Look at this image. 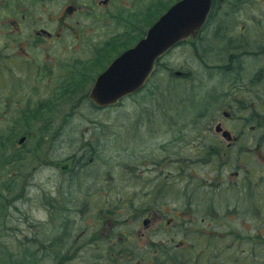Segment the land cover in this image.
<instances>
[{
  "label": "rangeland",
  "instance_id": "1",
  "mask_svg": "<svg viewBox=\"0 0 264 264\" xmlns=\"http://www.w3.org/2000/svg\"><path fill=\"white\" fill-rule=\"evenodd\" d=\"M163 1L166 4L161 7ZM175 1L177 0H128V3L134 4L131 12L127 13V19H130L131 15L134 17L132 21L128 20L122 24L114 23L109 26L102 24V26H98L99 28L96 26L85 27L84 29L77 28L78 30L74 28L82 37L79 41L74 38L72 29H66L64 33L67 39L63 44L46 43L45 47H26L29 60L22 55L20 58L19 55L11 58L16 60L14 64L17 67L31 68L30 72L33 74L24 75L25 78L22 82H19L20 74L16 75L18 81L14 84L12 83V76L9 80L6 78L7 72L4 69L6 67L1 64L0 59V139H6L8 144L7 147L0 146V264H56L53 253H57V251L49 248L46 250L43 244L49 245L51 236L58 234L57 228L59 224L62 226V218L69 219L68 227L77 226V220L74 216L77 213L69 210V207H77V211L89 221L94 214L92 213L93 210H90L92 208L87 207L88 204L96 200L105 202L112 193L116 199H123L133 190L140 192L141 188L138 186L147 185L145 181L149 176H156L160 178H156V180H163L161 177H164L166 170L167 174L163 182H166L167 186L170 185L168 189L171 191V193L167 192V195L175 196L177 184L182 185L184 192H190L189 182L192 172L190 158L193 155L194 117L208 115L204 99L212 96L211 90H214L213 93L228 91L226 87L228 81L225 80L231 78V72L226 71L221 66L223 58L229 57L230 53L227 51L230 50L227 46L228 37L236 34L238 36L239 27L243 25L245 30L242 32L248 36L255 34V21L245 20L247 17L251 19L252 14L258 18L256 12L258 9L264 10V0H240L243 7L236 12H228V8L232 7L229 6L232 1L237 0H226L221 7L216 5L210 22L201 31L200 39L197 40L196 44H191L190 41L185 42L163 55L144 88L123 98L116 105L100 108L93 104L89 98V92L95 78L103 69L99 65H94L92 69H88L89 71L86 70V66L95 63L99 57L107 52L113 42L118 41L121 44L116 45V51L112 53L111 58L105 59L104 65L106 67L120 52L133 46L142 35L144 36L153 20H156L163 12L162 9ZM64 2L61 0H56L54 3L47 1L48 4L53 5L55 13L60 11ZM9 14L10 16L13 15V13ZM44 14L47 13L44 12ZM16 18H20V16ZM11 25L13 24H1L0 39L14 36L11 33ZM51 45L53 46L51 47ZM63 48L67 49V52L60 54L63 52ZM20 51L16 50L19 53ZM47 53L53 58L59 57V55L63 58L66 54L64 59L70 60V63L66 65L69 72L85 70L87 73L86 79L80 85L81 88L76 87L74 90L76 92L72 95H62L63 87L61 85L64 83L63 80L66 75H60L61 68L57 64L50 65L52 64L51 60L42 61ZM12 55L14 56L16 53ZM32 60L34 61L32 62ZM7 61L12 63L9 58ZM36 61H39L38 65L44 63V67L46 65L48 68L54 69L51 75L35 77L34 73L38 72ZM179 70L189 72V75L186 76L189 78L174 75V72ZM71 76H69V80ZM219 87H221L219 90H215ZM15 88H28L29 91H22L21 93L17 91L16 94ZM34 94L38 99L31 106L23 102V107L17 109L16 104L21 99H30V96ZM53 100H55L53 107L49 105L51 107L50 115H54V117L69 115L70 118L63 122L52 123L51 129L44 132L49 133V135L44 134L41 150L37 156L33 157L32 161L26 160L23 163V158L14 159V155H18L24 146L32 149V151H38L37 147L39 146H36L37 143L35 142L41 132L35 128H31L28 133H23L25 129L18 132V129L23 126L16 125H23L24 121L11 118L15 117L16 114L20 116L21 110L39 112L42 104H47ZM15 101L17 102L15 103ZM28 113L33 114V112ZM98 121L99 125L93 128ZM101 123L108 126L107 131L113 128L111 130L114 133L112 135L113 140L106 145L111 154L104 159L106 153L101 151L102 153L98 154V151L101 150L98 149L97 154L101 161L89 162L90 165H87L86 170L76 176L78 183H74L72 178L69 181L67 179L69 175L64 176L61 168L57 170L51 163H45V160L50 159L52 155V148H54L56 158H58L57 155L59 158L68 157L78 151L85 140L92 139V133L93 135L94 132L100 133ZM13 128H15V133L18 132L15 136L17 138L9 143L8 138L13 136L8 137V135L14 131ZM53 132L61 133L49 142L48 138ZM35 133L37 135H34ZM25 134L28 135L26 143L19 144V138ZM93 140L95 139L93 138ZM161 146L164 147L161 148ZM131 155L140 160L145 156L150 159L151 164L153 158L159 161L165 158L166 160L163 162L166 163L161 166L158 165L156 172H151L150 175L145 172L144 177L139 176L140 180L136 181L138 188H133L135 179L127 174V171L131 169L128 166L136 163L131 159ZM114 156L117 157V167L104 163L111 161ZM117 169L118 172H115ZM99 176H101L102 183L99 188H96L99 182L96 183L95 187H91V182L86 181L90 177L98 179ZM128 180L132 188L128 186ZM153 182L155 181L151 182L152 185ZM136 196L138 197V195ZM71 199L79 201V203L71 205L68 203L71 202ZM175 199L168 196L164 203L162 202V208L163 205L166 206V209L171 211V216L175 212L174 209L184 204V201L180 204ZM52 201L55 202L58 209L56 207V213L52 214V219L49 221L46 207ZM116 205L113 209H117ZM104 208L107 210V207ZM104 215L107 216L106 218L114 216L109 210ZM186 217H190L189 214H186ZM201 224L204 225L205 223ZM144 230L145 225L142 223L139 230L135 229L134 232L143 233ZM171 231L164 236L166 240L173 239L174 244L183 242V239L186 238L184 231L178 235H174L173 229ZM121 232H123L122 229ZM130 232L134 234L132 230ZM154 233L147 231V235L143 236L144 240L138 244L141 246L147 241H151V238L163 237L161 234L156 235ZM120 239H128V236L118 240L120 241ZM188 239L186 245L192 246L194 243L192 246L193 253L205 246V244L195 245L192 238ZM131 242L133 241L130 240L129 243ZM57 248H59L58 245ZM139 248L141 249V247ZM79 260L74 258L69 260L67 264H94V261L87 258L85 261ZM192 261L195 262V260Z\"/></svg>",
  "mask_w": 264,
  "mask_h": 264
},
{
  "label": "flooded vegetation",
  "instance_id": "2",
  "mask_svg": "<svg viewBox=\"0 0 264 264\" xmlns=\"http://www.w3.org/2000/svg\"><path fill=\"white\" fill-rule=\"evenodd\" d=\"M47 1L54 3L56 0H0V26L2 23L13 24L11 25V33L14 36L0 39L1 64L6 67L4 68L7 72L6 78L9 80L12 76L13 84L18 81L16 75L20 74L19 82H22L25 78L24 75L29 76L32 73L30 72L31 68L17 67L14 64L16 60L11 59L17 57V55H19V58L21 55L26 58L28 55L26 47L40 48L45 47L46 43L63 44L67 39L64 33L66 29H72L74 38L79 41L82 37L76 31L78 29L98 27L102 24L108 26L114 23L122 24L128 20L132 21V18L134 19L132 15L130 19H127V13L131 12L130 10L134 7V4L128 3V0H61L65 2L57 13H55L53 5L48 4ZM214 1L216 6V0ZM221 6L222 4H218V7ZM229 6L232 7L228 8V12H236L243 7V4L239 0L232 1ZM119 10L122 11L116 13ZM44 12L47 14H44ZM9 13H13L12 18ZM263 13L264 10L258 9L256 12L258 18L254 17L253 14L250 16L252 20L248 17L245 18V21H255L254 35L248 36L242 32L245 30L244 25L239 27L240 34L238 33V36L237 34L229 35L227 42L228 49H230L227 50L230 51L229 57L223 58L221 65L226 71L231 72V78L225 80L228 81L226 86L228 91L213 93L214 90H211L212 96L204 99V104L208 110L204 111L208 112V115L194 117V128L192 130L193 155L190 158L192 168L189 182L190 192L186 194V197L190 195L196 210L194 215L189 214L192 221L191 226L189 227L186 221L188 218L181 204L184 200L182 185H176L175 196L166 194L167 192L171 193L168 189L170 185L167 186V183L163 182L167 174L166 170L164 171V177H161L163 180H156V178H160L149 176L145 181L148 186L143 185V188L146 186V190L143 189L144 201L148 206L145 212L142 214L139 212L136 215L138 219H141V225L142 223L145 225L144 232L140 233L142 236H146L147 231H153L156 235H167L173 229L174 235L184 231V234L191 232V234L193 233L196 237H199V233L203 231L201 223L206 222L207 230L204 231V236L209 247V258L206 261H191L192 264H264ZM17 16H20V18H16ZM200 35L192 44H196L197 40L200 39ZM16 50L20 51L21 54ZM62 51L60 54L66 53L67 49L63 48ZM15 53L16 55L13 56L12 54ZM64 56L62 58L59 55V57L53 58L47 53L42 61L51 60L52 64L50 65L57 64L61 68L60 75H66L63 80L64 83L61 85L63 87L62 92H67L66 87H68L72 78L71 75L75 72L68 71L69 68L67 69L66 65L70 63V60L64 59ZM8 58L12 60V63H8ZM36 63L38 65L39 61H36ZM43 65L44 63L38 65V72L34 73L35 77L51 75L54 69ZM187 75H189V72ZM69 76H71L70 80ZM17 88L14 89L16 94L17 91L20 93L29 91L28 88ZM37 99L35 94L31 95L30 99H21L16 107L21 109L23 102L31 105ZM23 112L24 110H21V113ZM18 115L16 114L11 119L25 120L22 114ZM69 118V115L53 116V118L47 116L48 120L46 118L45 120L49 123H55L56 121L63 122ZM97 123L93 128L99 125V121ZM101 124L105 126L103 123ZM110 132H107V134ZM60 133L53 132L51 137L48 138L49 142ZM44 134L49 135V133ZM95 134L94 132L95 140H85L82 147L68 157L59 158L57 155L58 158H56L54 148H52V155L50 159L45 160V163H51L57 170L61 168L64 176L69 175L67 178L69 181L72 178L74 183H78L76 176L86 170L87 165H90L89 162L101 161L98 154L102 152L101 150L98 151V148L101 147L102 142L99 146ZM34 135H37V133ZM15 136L16 133L13 132L8 135L9 143L16 140L17 137ZM22 137H24L23 140H21ZM22 137L18 140L19 144L26 143L28 139L26 134ZM6 142L5 139L4 146L7 147ZM51 144L54 145L53 142ZM163 147L161 146V148ZM37 150L32 151V149L24 146L20 150V158H23V163L26 160L32 161L41 148L37 147ZM22 153H24V156ZM88 154H91L89 158ZM105 155L104 159L108 157L107 154ZM30 156L32 157L30 158ZM131 159L136 163H132L130 168L138 171L137 176L134 177L135 183L132 184L135 187L136 181L140 180L139 176L144 177L145 172L150 175L151 172H156L158 165L161 166L166 163L163 162L166 160L165 158L160 161L153 158L151 159L153 160L152 164L149 161L150 159L145 156L140 160L138 157L131 155ZM104 163L118 166L117 157L115 156L111 161ZM146 163H149V165H146ZM151 166L153 167L151 168ZM117 171L118 169L115 172ZM98 179L90 177L86 181L91 182V187H95L96 183L99 182L96 187L99 188L102 186H100L102 184L101 176ZM152 181H155L153 185L151 184ZM168 196L176 198L175 201L181 204L180 207L174 209L173 216L170 214L171 211L166 209V206L163 205L162 208V204ZM68 203L73 205L79 203V201L71 199V202ZM56 207L58 209L54 201L49 202L46 207L49 221L52 219V214L56 213ZM69 210L77 213L74 215L77 226L68 227L69 219L65 218L66 222L63 221L62 226L59 224L57 229H62V234L77 235L83 238L82 242L84 241V243L82 246L84 247L87 245L85 237L93 236L102 229V220L96 215L87 221L86 217L77 211V207H69ZM200 221L201 223H199ZM201 238L204 239V237Z\"/></svg>",
  "mask_w": 264,
  "mask_h": 264
},
{
  "label": "trees",
  "instance_id": "3",
  "mask_svg": "<svg viewBox=\"0 0 264 264\" xmlns=\"http://www.w3.org/2000/svg\"><path fill=\"white\" fill-rule=\"evenodd\" d=\"M165 4L166 3L163 1L161 7H164ZM218 4L219 3H217V7ZM164 9H162V11H164ZM141 37H143V35ZM118 44L121 43H119L118 41H116V43L113 42L111 47L107 50L106 53L103 54V56L99 57L95 61V63L93 62L92 64L86 66V70L89 71L94 65H99L100 67H102V69H104L105 59L107 60L111 58V55L112 53H114V51H116V45ZM86 74L87 73L85 72V70H78L77 72H75L72 75L73 79L71 78L68 87H66L67 92H63L62 95L70 96L72 95V93L76 92L74 91L75 88L80 86V84L84 82V80L86 79ZM184 78L188 79L189 77ZM55 100H53L52 102H48L47 104H42L40 106L41 108L39 112L28 110L24 111L22 113V116H24L23 118L25 119L24 123H22L23 125H16L23 126L18 129V132H22V129H25L23 133H28L31 128L39 130L42 134L39 133V138H37L35 143H37L40 148L42 147V143L44 142V132L49 131L53 126L52 123L46 121L45 118L47 119V116L53 118L54 115H50L51 113H49L51 110V107L49 105L53 107V103L55 102ZM27 111L33 112V114L28 113ZM46 112L48 113L46 114ZM106 129H109L108 126H102L100 133L95 134V137L99 146L100 142L103 143H101V147H99L98 149H101V151L109 156L111 154L109 153L110 149L106 148V145L109 141H111V139H113L112 135L114 133L110 132L113 129L110 128L109 131H107ZM12 130H14L13 132L15 133V128H13ZM102 132L104 133L103 135ZM107 132L110 133L107 134ZM93 138L94 135H92V140ZM104 141L107 142L105 143ZM4 142V139H0V146L3 145L4 147ZM22 155L24 156V153H22ZM89 155L91 154H88V158ZM20 156V153L18 155H14V159H18ZM130 165L128 166V168H130ZM127 174L132 179H135L134 177L137 176L138 171L137 169L131 168L127 171ZM128 186L131 187L130 181ZM138 187L141 188L140 192L133 190L131 192L132 195L130 193L123 199H116V196L114 195V193H112L111 197L105 200V202H102V200H96L87 205V207L90 206V208H92L90 210H93L92 213L94 214V216L97 215L101 218L102 229L93 236H86L85 243L87 245H85L84 247L82 246V244L84 243V241L82 242L83 238L77 235L62 234L61 231L63 230L58 229V234L56 236H51L49 245L43 244L44 249L47 250L49 248L57 251V253H53V259L56 264H67L69 263V260H72L74 258H76V260L80 259L79 261H85L87 258L88 260L94 261V264H192L190 263L192 260L206 261L209 258V247L207 245V239L204 236V231L207 230L206 222L201 226L203 231L199 233V237H196L195 234H191L190 232L184 234L186 238L183 239V242H180L178 244H174V240H171V238L166 240L164 234H161L163 235V237H158V239L151 238V241H147L144 245L140 246L138 244V242L141 243V240L143 241L144 239L138 231L136 233L134 232L135 229L139 230V228L141 227V219H138L136 215L139 212L141 214L145 212L146 207L148 206L144 201V188H142L143 185H139ZM133 188H135V186H133ZM186 194H188V192H184V212L186 214L194 215V213H196L195 205L192 203L190 195L186 198ZM136 195H138V197ZM136 197L137 199L135 200ZM116 201H118L117 205L115 204ZM114 205H116L117 209H113ZM104 207H107V210H105ZM108 210L111 211L114 216L106 218L107 216L104 215V213ZM190 218L191 217H188V221L186 219L189 227L190 223L192 222ZM62 220L65 221V218H62ZM113 225H115V227H113ZM121 229L123 230V232H121ZM130 230H132L134 234H131ZM126 236H128V239H120V241L118 240L119 238H125ZM201 237H204V239H202ZM188 238H192V241H195V245L205 244V246H203V248L198 252L196 251L193 253L192 246H194V243H192V246L186 245L188 243L187 240H189ZM130 240H132L133 242L129 243ZM57 245L59 246V248H57ZM139 247H141V249Z\"/></svg>",
  "mask_w": 264,
  "mask_h": 264
},
{
  "label": "water",
  "instance_id": "4",
  "mask_svg": "<svg viewBox=\"0 0 264 264\" xmlns=\"http://www.w3.org/2000/svg\"><path fill=\"white\" fill-rule=\"evenodd\" d=\"M211 6L212 0L177 1L142 39L117 56L97 77L90 98L104 106L142 88L162 54L181 40L196 38Z\"/></svg>",
  "mask_w": 264,
  "mask_h": 264
}]
</instances>
